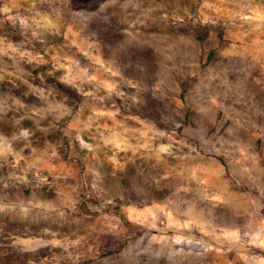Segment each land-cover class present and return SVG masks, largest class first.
<instances>
[{"label":"rangeland","instance_id":"1","mask_svg":"<svg viewBox=\"0 0 264 264\" xmlns=\"http://www.w3.org/2000/svg\"><path fill=\"white\" fill-rule=\"evenodd\" d=\"M0 264H264V0H0Z\"/></svg>","mask_w":264,"mask_h":264}]
</instances>
